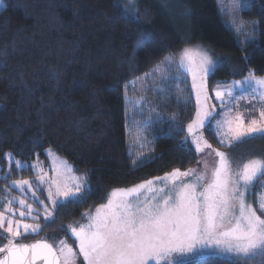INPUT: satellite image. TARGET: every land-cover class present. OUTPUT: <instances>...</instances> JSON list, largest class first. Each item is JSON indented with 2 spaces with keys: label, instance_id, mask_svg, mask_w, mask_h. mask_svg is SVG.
Masks as SVG:
<instances>
[{
  "label": "trees",
  "instance_id": "1",
  "mask_svg": "<svg viewBox=\"0 0 264 264\" xmlns=\"http://www.w3.org/2000/svg\"><path fill=\"white\" fill-rule=\"evenodd\" d=\"M244 1L242 18L257 22L258 43L238 40L217 0H177L168 10L163 0H133L131 12L122 0H2L0 193L10 182L33 180L31 165L49 164L48 150L87 180L82 199L65 202L54 222L23 241L50 242L107 201L112 190L196 164L197 153L185 141L196 106L192 97L178 96L160 109L164 120L152 137L150 158L134 162L127 132L129 85L166 56L192 46L208 47L223 61L215 60L207 78L210 104L214 85L249 73L264 76V0ZM203 133L213 149L222 150L211 127ZM253 139L264 157V139ZM7 154L28 166H8ZM232 260L206 256L185 264Z\"/></svg>",
  "mask_w": 264,
  "mask_h": 264
},
{
  "label": "snow or ice",
  "instance_id": "2",
  "mask_svg": "<svg viewBox=\"0 0 264 264\" xmlns=\"http://www.w3.org/2000/svg\"><path fill=\"white\" fill-rule=\"evenodd\" d=\"M194 55L200 57L198 63ZM185 61L192 75L197 105L195 119L187 125V131L196 152L211 149L218 157L210 178L206 171L195 168L183 172L174 169L156 178L160 185L148 180L128 189L113 190L107 203L97 208L94 215L85 214L87 223L69 226L78 251L65 239L53 243L48 239L22 242L21 237L26 239L43 231L36 222L40 219L39 209L21 198L17 218L9 200L4 211H0V239L6 241L0 244V264H77L80 257L81 264H185L189 254L203 250L231 255V264H257L256 257L260 258L259 264H264V185L259 193H253L255 206L248 195L255 183L264 178V157L249 159L234 168L227 153L212 149L200 130L206 123L211 127L210 121L215 119L216 105L209 103L206 85L215 63L206 53L190 49H185L180 57L181 66ZM237 87L239 95L234 92ZM214 94L219 107L224 109L220 113L223 119L216 121L220 144L234 146L256 136L264 139V105L258 116L250 118L239 111L240 100L264 101V79L249 73L245 81L224 89L218 86ZM229 100L237 109L235 115L234 108L228 107ZM39 179L49 183L51 210L44 205L45 221L54 222V212L66 206L65 202L82 199L84 188L78 177L49 182L42 174ZM14 187L22 192L32 191L27 180L14 182ZM32 196H36L34 191ZM29 217L33 223L25 222Z\"/></svg>",
  "mask_w": 264,
  "mask_h": 264
},
{
  "label": "rangeland",
  "instance_id": "3",
  "mask_svg": "<svg viewBox=\"0 0 264 264\" xmlns=\"http://www.w3.org/2000/svg\"><path fill=\"white\" fill-rule=\"evenodd\" d=\"M176 1L177 0H163V6L166 8V10H168L169 5L170 6L174 5ZM217 1L219 8L222 10L224 21L226 22L227 26L235 33L238 40L243 45L247 43L248 44L258 43V35L256 33L257 22L244 20L242 18L243 10H245L248 7L247 3L244 0H217ZM122 3L125 5V8L128 11L131 12V10L132 11L135 10L133 9V0H122ZM3 8H4V4L2 0H0V11ZM241 25L242 27L240 28L239 31H237V27ZM191 49L193 50V48ZM195 50H199L200 53L202 54L206 53L208 56L212 58L214 63L215 60L221 63L223 62L220 56L213 54L208 47L197 46L193 50L194 53ZM181 56L182 55L180 54L166 56L161 64L156 66L153 70H151L141 79L134 81L129 85V90H128L129 93L127 95V106H126L127 119H128L127 132L129 135V145H130L129 152L134 157V162L136 164H141L150 158L152 152V145H151L152 137L155 136L156 134L157 125L158 124L160 125V123H162L164 120V117L160 109L163 108V104L166 101H167L166 104L167 103L169 104L170 98L174 96L180 97L181 100H187L188 97H192L195 106L197 108L195 92L192 90V75L188 71L187 61H185L184 65L181 66L180 64ZM194 58L198 63L200 57L194 55ZM217 65H220V63H218ZM213 69L214 68H212V70L209 72L210 74L212 73ZM209 73L207 76H209ZM248 77L249 75H247L244 79L238 81H232L229 83H218L214 85L211 91L213 98L212 100L216 105V112L214 113L215 119H212L210 121L211 130L215 135V139L218 140L219 146L222 148V150H218V149L215 150L227 153L233 162L234 168L239 164L246 163L249 159L262 158L263 157L262 149L260 145H258V143L253 139L256 138L257 136L248 138L247 142H238V144L235 143L234 146H228L226 144L219 143L221 139V135L217 134L220 132V130L216 128V121L223 119L220 113H222L224 109L219 107L220 102L215 100L214 90L217 89L218 86L221 89H224L227 88V86L233 85L236 82H243ZM255 78L264 79V76H260V77L255 76ZM250 91L251 90H249V92ZM234 92L237 95H239L240 87L234 89ZM245 96H248V93H245ZM262 105H264V101H260L255 98H252L250 100L249 99L240 100L239 111H241L246 118H250L252 116H258L259 110L261 109ZM228 107L234 108L232 114L235 115L237 109L233 106L230 100L228 102ZM253 107H255L256 111H252V112L244 111V109H251ZM193 119H195V116ZM206 126H208L207 123ZM185 129L187 133V137L185 138V141L195 149V145L192 143V138L188 134L187 126L185 127ZM204 129L205 128L200 130L203 136H205L203 133ZM196 153H197V158H196L197 162L193 167H190L188 169L195 168L198 171H206L207 176L210 178L212 168L215 165V162L218 160V157H215V154L214 152H212L211 149H205L203 153H198V152ZM46 154L48 157L49 164H44L39 162L32 164L31 168L36 174V176L33 180H27L32 185V191H34L36 194L35 198L32 196V191L22 192L19 188L14 187V182L16 181L10 182L9 186L4 187L0 193V211H4V208L7 207L8 201L12 200V207L16 210L17 218H19L18 201L19 199L24 198L26 199L27 203L32 204L34 209H39L40 219L36 222L39 223L42 226V228L45 223L49 222L43 219L44 205H47L48 208L51 210V204L50 201L48 200L49 183L40 182L39 177L42 174L45 176L46 181L49 182L56 179H66L68 176H75L80 179L84 189L87 187V180L85 174H79L74 172L72 166L64 158H61L53 151L48 150L46 151ZM6 160L8 166H10L11 164H15L17 167V162H19L18 160L13 158V156L10 154L6 155ZM19 165L20 166L18 168H26L28 166L26 164H22L21 162H19ZM205 165H207V168H205ZM68 168L71 169V172L66 171V169ZM188 169L182 170L181 172L187 171ZM166 174L156 176L149 180H153L157 185H160L161 182L156 180V178L164 177ZM1 178H2V174H1V166H0V179ZM187 179L190 180L191 177ZM261 185H264V178L259 179L258 182L255 183L254 187L250 190L248 194L249 201L252 202L254 206H255V196L253 195V193H259L262 190ZM25 188H27V185H25ZM128 188H122V189H128ZM39 201H43L44 204L41 205ZM107 201H105L101 205L106 204ZM101 205L92 208L88 212V214L94 215L96 209L99 208ZM25 222L33 223L30 217L25 218ZM87 222H88L87 219L84 217L81 221L76 222L71 226H78L80 224H84ZM68 229L69 227H67L66 229V234L60 235L58 237L57 236L53 237L50 243L58 242L61 239H65L74 248V250L78 251L77 245L74 242V237L71 236L70 231ZM30 235H36V234H30ZM22 238L23 237H21L22 242L26 243L25 241H23ZM5 242L6 241H4L3 239H0V244ZM206 256H215L217 258H223V259H233L231 255H221L213 250H203V251L195 252L193 254H189L185 262L192 260L194 258H200ZM254 259L256 262L260 260L259 257H256ZM81 262H82V257L78 259L77 264H81Z\"/></svg>",
  "mask_w": 264,
  "mask_h": 264
},
{
  "label": "crops",
  "instance_id": "4",
  "mask_svg": "<svg viewBox=\"0 0 264 264\" xmlns=\"http://www.w3.org/2000/svg\"><path fill=\"white\" fill-rule=\"evenodd\" d=\"M191 48H193V50H194V48H196V47H193V46H192V47H188V48H182L178 54L182 55L185 49H190V50H192ZM209 74H210V73H209ZM207 78H208V76L206 77V85H207V90H208V94H209V97H210V92H209L208 84H207ZM243 79H244V78H243ZM211 95H212V93H211Z\"/></svg>",
  "mask_w": 264,
  "mask_h": 264
},
{
  "label": "water",
  "instance_id": "5",
  "mask_svg": "<svg viewBox=\"0 0 264 264\" xmlns=\"http://www.w3.org/2000/svg\"><path fill=\"white\" fill-rule=\"evenodd\" d=\"M36 242V241H35ZM32 243H34V242H32Z\"/></svg>",
  "mask_w": 264,
  "mask_h": 264
}]
</instances>
